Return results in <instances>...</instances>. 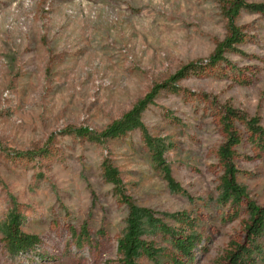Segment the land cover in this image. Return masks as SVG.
<instances>
[{
  "label": "rangeland",
  "instance_id": "obj_1",
  "mask_svg": "<svg viewBox=\"0 0 264 264\" xmlns=\"http://www.w3.org/2000/svg\"><path fill=\"white\" fill-rule=\"evenodd\" d=\"M219 1L0 0V264L117 261L128 208L105 181L104 160L118 170L123 191L157 219H139L154 257L135 255L136 264H172L177 252L161 225L197 235L189 264H220L230 243L244 240L248 216L242 205L229 220L217 150L226 140L225 107L257 117L264 128V13L242 10L235 23L244 38L235 50L175 82L176 92L161 88L142 111L178 187L152 162L138 129L99 140L69 132L104 130L154 85L205 62L227 33ZM234 127L236 181L264 207V154L249 142L244 122ZM42 149L47 153L32 155ZM181 212L192 227L172 217ZM11 217L39 238L15 257L3 242ZM254 246L252 264H264V233Z\"/></svg>",
  "mask_w": 264,
  "mask_h": 264
},
{
  "label": "trees",
  "instance_id": "obj_2",
  "mask_svg": "<svg viewBox=\"0 0 264 264\" xmlns=\"http://www.w3.org/2000/svg\"><path fill=\"white\" fill-rule=\"evenodd\" d=\"M220 8L223 16L226 18V36L219 41L212 54L205 61L189 63L180 68L174 75L161 84L154 85L145 96L138 100L132 108L123 114V116L112 122L104 130L94 132L85 127L73 128L69 132L87 138L89 140H99L107 138H119L127 132L138 129L142 138L151 150L152 162L160 168L164 178L172 186L178 187L177 183L171 176L170 168L165 164L163 154L166 149L164 143L151 137L141 122L142 111L150 104L161 88L174 87L175 82L186 78L190 72H198L208 66H214L218 62L225 60V53L229 50H235L234 45L242 42L244 38L243 30L235 23L236 18L242 10L250 13H264V3H249L248 0H220ZM240 120L245 123L249 132L248 140L259 153L264 154V128L259 125L257 117L246 118L235 109L225 107L220 118V125L225 135V142L217 150L218 164L222 169V175L219 178L220 189H222V198L224 201L231 202L232 214L229 220L237 217L238 208L242 205L248 216L245 223V234L242 242L232 241L229 245L230 249L226 252L224 260L220 264H252L251 256L256 251L254 240L264 233V207L257 206L251 201L244 189L237 183V169L234 163L235 149L234 147L240 143V135L234 127V121ZM47 151L42 149L32 155L46 154ZM30 155V153H23ZM21 154V155H23ZM20 155V154H19ZM102 174L106 182L114 187V192L119 194L122 202L128 208L126 232L117 239L118 260L114 264H136L133 260L135 255H144L147 258L154 257V251L151 244L144 240L139 230V219L144 218L150 223L157 222L153 212L146 208L138 207L133 199L123 191L122 181L118 170L110 163L104 160L101 164ZM172 217L183 226H191L193 221L186 213H176ZM161 231L169 235L172 245L177 254L172 255V264H189L193 260V251L196 248L198 237L195 234L183 235L175 233L165 226H160ZM4 248L6 252L15 257L21 253L32 250L39 243L36 235L24 233L15 217H11L7 225V231L3 237Z\"/></svg>",
  "mask_w": 264,
  "mask_h": 264
}]
</instances>
